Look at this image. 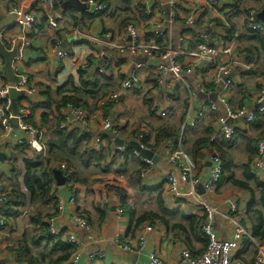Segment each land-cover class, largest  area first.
I'll return each instance as SVG.
<instances>
[{
    "label": "crops",
    "instance_id": "0c3cea01",
    "mask_svg": "<svg viewBox=\"0 0 264 264\" xmlns=\"http://www.w3.org/2000/svg\"><path fill=\"white\" fill-rule=\"evenodd\" d=\"M31 1L0 0L2 43L6 45L5 43L9 39L19 37L22 33L25 34L29 42V46L21 52L22 58L15 60L13 67H15L16 82L20 75L26 76L30 87H33L36 93L32 96L22 93L23 96L17 98L19 112L26 109L30 113L32 112L31 123L38 126L36 128L45 134V141L48 144L53 138L51 131L42 126V116L47 114L52 123L62 119L64 109H58L55 106L60 100L57 90L66 87L69 79H72L74 87L82 92L84 91V84H92L96 79L98 81L96 91L106 86L107 89H103V93L119 95L118 102L110 104L111 106H108L101 116V118L110 119L116 138L121 141L140 144V140L146 137L149 139L150 146L155 148L150 151L152 154L151 165H146L144 164L145 159L130 148L117 151L116 144L107 136L109 139H106L103 145L102 155L104 158L102 161L92 163L85 168L84 159L70 158L71 170L69 171L75 173V178L78 181H87L88 185L76 184L74 187L75 205L67 206L72 197L71 192L67 186L59 188L55 183V196L58 201L66 206V210L62 213H56L54 218L55 226L59 230L66 234L72 233L80 238H84V233L78 227L76 218H84L89 223L92 236L98 241V245L86 246L82 250V258L79 264H88V255L93 250H101L105 255L103 261L95 264H148L146 254L151 251L156 252L167 264H186L182 258L184 251L188 250L193 255L202 253L200 252L202 249L199 241H202L203 236L200 237L199 234L190 231L188 229L189 223L194 218L205 217L204 211L195 206L190 199H187L186 195L191 191L214 211L213 228L219 240L230 241L233 239L236 229L234 222L240 225L251 238L252 230L259 217L255 212L261 211L264 219V209L259 200L262 189H256L252 186L253 198L250 193L233 186L230 181L223 180L219 183V188L214 195H207L204 190L205 183L210 176V159L217 154V152L210 150L211 143H219L224 139L220 135L217 119L226 114L224 107L219 104L218 90L214 89L210 83L212 69L201 66L193 76L184 77L183 82L175 81L173 77H169L166 80L165 88L154 89L148 76L149 68L147 65L153 66L157 61L151 63L146 61L143 63H147L143 69L135 71L134 65L139 60L144 59H133L126 53L120 54L116 51L107 50V47L100 43L91 44L87 40L80 41L76 37L75 31L78 25L82 24L84 28L82 33L86 37L102 39L105 35L110 34L114 42H119L126 27L123 28L122 23L132 17V19H136L133 21H137L135 23L142 40L150 41V39L148 40L149 31L153 27H161L169 35L168 45L171 43L172 48L177 50H181V48L185 50L183 48L185 43H192L191 46H194L195 36L200 33L208 36L212 43L225 41V36H227L226 41H231L234 36H238L234 54L226 63L232 66L234 61H240L244 55L251 66H249L250 71L247 73H244V70L239 67L233 68L232 66L229 78L232 87L226 93V100L233 111L240 109L254 111V102L259 87L264 84V75L262 74L264 49L246 29L245 11L254 5V0H240L236 4L229 0L226 7L217 12L207 8L206 0H137L135 6L131 7L124 5L122 0H110V13L98 18H91V16H95L94 12L76 13L72 9L64 10L62 4L67 0H56L59 7L58 9L53 8L50 14L53 15L55 12L63 16L62 20H55L56 27L50 26L44 16V13L49 12L46 3H32ZM170 2L175 4L174 13L177 19L183 20L189 15H195L197 25L193 28L170 25L169 20L173 15L169 6ZM132 3L134 4V2ZM159 3L164 6L161 11L157 10ZM13 4L22 7L31 5V8L38 13L40 23L34 31L23 32L15 26L13 17L9 15V10ZM136 5L143 6L145 10L151 7L153 10L152 19L149 21L141 19ZM68 11L72 15L66 14ZM76 14L82 15L77 16ZM116 17L121 21L118 22ZM214 21L217 22V26L211 24ZM199 23L200 25H198ZM223 28L231 31V34L225 35ZM56 41L62 42L64 48L67 49L69 57L66 60L58 61L55 58L53 48ZM99 52H104L106 59L110 58L115 63L104 74L107 78L106 81L100 80L102 78L95 74L96 64L94 63L100 61V65L97 67L99 68L104 66L106 62L105 58H98ZM185 61L182 59V62ZM87 62L90 66L83 69V65ZM3 66L4 61L0 59V89L9 87L2 70ZM82 69L85 70V79L78 75V70L83 71ZM132 73L138 76L140 85L129 93H123L121 84ZM199 82L203 83L206 92H210L211 96L216 97L215 104L218 111L216 114L206 111L203 119L196 126H189L186 124L187 113L189 112L191 117H195L207 99L206 94L199 92H196L193 97L189 96L186 87L189 91H195V85ZM176 87H179L178 92L175 91ZM87 101L91 104L89 99ZM48 104L51 105L49 106L50 110H48ZM90 110H86L90 116V124L87 128L75 124L67 128L68 131H74L75 128H78L80 136L85 132L90 135H97L101 118L96 117V110L93 108ZM3 115L4 111L0 106V122L4 117ZM228 124L234 127L236 134L233 141L229 142L231 145L224 148V151L233 161L231 172L234 179L246 182L244 167L249 165V168L254 169L250 161L254 159L255 162L254 154L256 156L257 143L264 136V116L257 117L248 126L239 121ZM11 127L12 135L7 138L2 137L0 130V159L2 156L5 157V160L0 162V185L6 187L7 191L17 185L19 191L22 192L24 186L23 162L34 160L37 156L28 151L19 156L20 151L16 149L14 142L16 139H21L22 134L17 129V121L11 123ZM159 131L167 132L174 137L166 138L167 140L161 141L156 147L155 136ZM168 140L175 143L176 150H180L185 163L191 168L194 178L199 181V184L193 189L187 184L180 185L179 191L186 198H180L174 203L171 201L172 195L169 194L167 177L173 174L179 178L180 172L176 167L171 166L162 154V146ZM198 140H208L210 143H207L206 148L200 149L201 151L199 150L200 152L194 155L193 145ZM11 154L16 155L18 159L10 164L11 159L9 161V157ZM57 165L59 163L52 166L54 170H56ZM144 165L147 167L141 174L143 177L138 178L135 174ZM257 177L260 179L259 182L264 185V179L258 175ZM139 179H141L142 187L151 190L152 194L139 192ZM104 180L110 181V185L105 186ZM92 181H98V183L92 185ZM120 197L125 199L126 205L121 204ZM158 197L164 203L165 211L170 213L169 229L162 223H154V221L151 224H144L133 233H129L130 214H132L129 213V210L133 212L134 218H138L146 212H159ZM251 203V209L248 210ZM120 208L123 210V215L118 217L116 211ZM111 209H114V212ZM53 210L52 206L42 209L46 214H53ZM104 210H106L105 218L100 220V212ZM228 217L234 222L228 220ZM146 226H151L153 231L145 235L147 249L146 252L140 253L137 248V238L142 235ZM177 227H185L187 230L182 231ZM24 229H31L30 224H28V216L25 215L18 218L14 228L8 227L0 232V259H5L7 264H16L13 258L8 256V247L11 246V242L7 240H18ZM117 236L120 237V244L115 243ZM252 242L256 244L253 239ZM124 245L128 247V251L122 249L125 247ZM251 245L253 244L251 243ZM255 252L254 245L245 247L244 250L241 248L240 251L232 255V259L239 264H252L256 257Z\"/></svg>",
    "mask_w": 264,
    "mask_h": 264
},
{
    "label": "built area",
    "instance_id": "2783aa9c",
    "mask_svg": "<svg viewBox=\"0 0 264 264\" xmlns=\"http://www.w3.org/2000/svg\"><path fill=\"white\" fill-rule=\"evenodd\" d=\"M228 0H206L207 8L213 12L222 10L225 5H227ZM32 3L45 2L49 12L44 13L47 18L49 25L56 27V21L62 20L63 16L58 13L50 14V11L54 8L55 0H32ZM80 2L86 4L88 7H93L92 12L102 13L105 8L101 4L93 0H80ZM170 9L172 11V17L169 20V24L172 26H186L193 28L197 23V18L195 15H189L186 19L180 20L176 18L174 13L175 4L173 2L169 3ZM164 8L161 3L157 4V10L161 11ZM259 14V13H258ZM258 14L255 10H249L246 18V28L251 35H258L261 37L264 43V22L258 19ZM9 15L13 17V22L15 26L20 28L23 32L34 31L40 23V17L38 13L29 6H19L13 4L9 10ZM145 15L152 19L153 10L148 7L145 10ZM56 20V21H55ZM75 35L78 40H87L91 44L100 43L107 47V50L116 51L120 54H128L133 59H144L147 63L157 61L153 66H148L149 68V79L151 85L155 89L165 88L166 80L169 77H173L175 81H182L183 78L187 76H193L197 70L203 66L205 68L212 69V79L210 81L211 86L218 90V101L226 111L225 116L217 119V125L220 127V135L227 141L232 142L236 134V130L233 126L229 125V122H242L244 125L248 126L252 124L257 117L264 116V84L259 87L257 96L255 98V110L248 111L246 109H240L238 111H233L228 106L226 100V93L231 89L232 82L229 79L232 72V66L239 67L244 71L250 70V67L244 62L243 59L240 61H234L233 65L230 66L226 63L234 54L235 45L238 40V36H234L231 41L225 43H212L210 38L204 33L198 34L195 40V46L190 48L189 43H185L183 50H177L172 48V44L168 45L169 35L164 28L153 27L149 31V36L152 37L150 41L142 40L137 29L136 23L128 24L125 29L121 41H113L110 34L105 35L102 39H96L94 37L84 36L82 31L84 30L83 25L79 24L76 28ZM155 39L165 40L167 47L161 48L155 41ZM3 35L0 34V40L2 41ZM5 48L8 51L17 49L20 53L24 51L28 46L29 42L22 33L19 37H13L5 43ZM53 54L58 61L66 60L69 57L67 49L64 48L62 42L56 41ZM98 58H105L104 52H99L97 54ZM185 59V62H182ZM114 62L110 58L106 59L104 66L98 69L100 75L106 74L107 66H112ZM146 63V64H147ZM143 63H136L134 65V70L139 71L143 69ZM87 66L83 65V69ZM13 67V71H15ZM140 79L136 74H131L128 76L121 84V91L123 93H129L132 89L138 87L140 84ZM14 89L20 93H24L28 96H32L36 93L33 87H30L28 78L26 76L20 75L17 78V82L14 85ZM189 96L193 97L196 92L201 94H206L207 99L204 106L196 114L195 117H191L189 112L186 117V124L189 126H196L204 117V113L210 112L216 114L218 107L213 103L208 97L211 93L206 92L203 83L199 82L195 85V91H189ZM9 87H4L0 89V103L4 104V111L6 116L1 119L2 137H10L12 135L11 123L13 119L17 121V129L22 134L21 139H16V146L28 148V152L32 153L34 156H45L47 151L45 134L38 128H34L26 123V119L29 118L30 112L26 110H20L19 114L15 117L11 111V102L8 97ZM119 100L118 94H111L107 97L100 99L96 106V117L102 116L103 110L110 104L117 103ZM163 113V112H162ZM161 113V116H162ZM101 125L97 135H95L90 144L84 148L85 153L91 151L99 152L101 147L104 145L105 140L102 139L100 134L107 136V132L112 130L113 125L110 119L101 118ZM75 124H80L87 128L90 124V116L88 113L81 108H75L71 105H67L63 110L62 122L60 124V129H67ZM141 146V145H140ZM144 149L143 146H141ZM117 151L121 148L117 147ZM148 152L150 150L145 149ZM162 154L164 155L167 162L176 167L179 172V178L173 174L167 177V184L169 186V194L172 195L171 201L177 202L180 198L190 199L191 202L205 213V223L202 227V233L206 238L208 244L205 252L199 257H193L191 253L186 250L182 253V258L186 264H239L234 262L232 255L241 250V244L243 240L248 239L254 245L256 249V257L254 259V264H264V245H257L252 242L250 236L246 231L232 219L228 217V220L234 222L236 225L235 232L233 234V239L230 241L219 240L216 236L213 228V215L214 211L208 207L205 203L196 197L193 191L189 192L186 197L183 196L179 191L180 185L187 184L191 189L199 184V181L194 178L191 168L185 163L184 156L180 150H176L175 143L168 140L162 146ZM144 164L151 165V160H144ZM223 163L219 156H213L210 159V176L205 183L204 190L207 195H214L218 189L220 179L222 176ZM254 171L256 174L264 179V136L257 143V157L254 163ZM56 170L63 173L66 178V185L69 187V176L70 172L65 164H59L56 166ZM143 177V175H142ZM23 191L25 192L24 188ZM72 197L69 199L67 206L75 205V189L72 191ZM3 186L0 185V204L5 201ZM66 210V206L60 201L56 206L57 213H62ZM235 210V209H234ZM118 217L123 215V210L120 208L116 211ZM76 223L78 227L83 231L84 238H80L72 233H63L55 226V218L48 220L49 233L54 237L61 236L62 241L65 245L72 247L74 249V254L70 259L69 264H79L82 258V250L86 247H92L98 245V241L92 236L91 227L86 223V221L80 217L76 218ZM4 227L3 220H0V228ZM153 228L151 226H146L143 229L142 235L137 238V248L138 252H146V238L145 235L152 233ZM116 244H120V237L117 236L115 239ZM125 246V245H124ZM122 249L128 251V247H122ZM148 264H167L161 257L158 256L156 252H148L146 254ZM105 259L104 252L101 250H93L88 255V264H95Z\"/></svg>",
    "mask_w": 264,
    "mask_h": 264
},
{
    "label": "trees",
    "instance_id": "16d2710c",
    "mask_svg": "<svg viewBox=\"0 0 264 264\" xmlns=\"http://www.w3.org/2000/svg\"><path fill=\"white\" fill-rule=\"evenodd\" d=\"M102 6H104L105 10L102 13H95V16H91V18L94 17H102L104 15H107L110 13L111 10V1L110 0H93ZM137 0H122V3L128 7L135 6V2ZM229 1V0H228ZM227 1V4H228ZM234 4L238 3L240 0H232ZM134 2V4L132 3ZM254 5L249 7V9H246L245 14L247 18V13L249 10H255L256 13H260L262 10H264V0H254ZM141 5V4H140ZM136 5V9L138 10V14L141 19H145L149 21L150 19L145 15V9L142 6ZM231 5V4H229ZM58 3L55 0L54 2V9H58ZM226 5L224 6V8ZM232 8V6H230ZM142 8V9H141ZM66 14H71L70 11ZM85 14V13H84ZM131 15V12H130ZM132 19V17H129L125 20V22L122 23V27L124 28L130 23H135ZM137 22V21H136ZM216 21L212 22V25H216ZM197 25V24H196ZM200 25V23L198 24ZM217 26V25H216ZM225 31V35H230L231 31H227V29L223 28ZM247 29V28H246ZM227 31V33H226ZM198 36V35H197ZM194 39V42L196 40V37ZM148 40L152 39L151 36L148 35ZM254 39H256L257 43L259 45H262L264 49V43L261 37L258 35H253ZM227 40V36L225 38ZM223 40V39H222ZM220 41V42H227V41ZM154 41L161 47L166 48L167 44L165 40L162 39H155ZM218 42V43H220ZM216 44V43H215ZM192 45V43H190ZM195 46V45H194ZM190 46V48L194 47ZM244 62L251 66L250 62L246 60V58H243ZM92 65V62L90 63ZM96 64V73L99 78H102L100 80L106 81V77L104 75H100L98 73L97 68L100 65V61L95 62ZM87 69L90 65L87 62L86 63ZM108 71L109 68H111L109 65L106 67ZM83 70V69H82ZM244 71V73L249 72ZM264 75V70L262 72ZM78 75L84 78L85 70L81 71L78 70ZM105 78V79H104ZM85 79V78H84ZM124 81V80H123ZM98 84V81L95 79L92 84L86 83L83 85L82 92L78 91L77 88L74 87L72 79H69V81L66 84V87L60 88L57 90V95L60 97V100L57 101V104L55 105L56 108H65L67 105H71L75 108H81L86 110H90L93 108V110H96L97 103L100 101V99H103L108 96L109 93H103V89H107L106 86L101 87L97 91L95 90L96 86ZM95 90V91H94ZM179 87H176L175 91L178 92ZM174 92V91H173ZM89 99L91 101V104L87 101ZM4 104L0 103L1 108L4 111ZM50 104H48V110H50ZM111 106V105H108ZM107 106V107H108ZM106 107V108H107ZM105 108V109H106ZM104 109V110H105ZM103 110V113H104ZM150 110L152 108L150 107ZM91 111V110H90ZM4 117L6 116V113L4 111ZM49 116L47 114H44L42 116V126L46 129H49L51 131L52 140L46 144L47 145V151L45 156H38L34 160H25L23 162L24 166V179H23V188L24 191H19V188L17 185L11 188L10 191H7V188L3 186L5 201L0 204V220H3L4 227L0 228V232L4 231L8 227L14 228L16 221L21 216L25 215L28 216V224H30L31 229H24L21 233L18 240L10 241L11 246L8 247V256L12 257L16 264H69L71 257L74 254V249L72 247H69L65 245V243L62 241L61 234L60 237H54L50 235L49 233V224L48 220L51 218H54L56 216V206L58 204V199L56 198L54 185L55 180L53 177V172L55 171L52 167L55 164H65L68 170H71V161L70 158L75 159H84V167L86 168L92 163H98L103 160L104 156L102 155L103 147H101L99 152L91 151L89 153H85L84 148L88 146L92 140V138L95 135H90L89 133H84L83 135H79V129L75 128L74 131H68V129H60V124L62 122V119L60 121L56 120L54 123L49 121ZM32 119V112L30 113V116L28 119H26V123L28 125L34 126V128L38 127L31 123ZM1 126V124H0ZM40 128V127H39ZM42 129V128H41ZM113 129V128H112ZM1 134H2V128H0ZM102 139L106 140L109 139L106 135L100 134ZM143 137V136H142ZM141 137V138H142ZM156 137V144L157 147L158 144H160L161 141L165 140L166 138H173L174 136L167 133L159 131V133L155 136ZM166 139V140H167ZM207 143H210L208 140H198L194 142L193 145V154H197L202 149L207 147ZM140 145L144 147V149H148L150 151H153L155 148L150 146L149 139L146 137H143L140 140ZM228 145H231L229 142L225 141L224 139L219 143H211L210 150L217 152V156L220 157L223 163L222 168V176L220 179L221 181H230V183L239 188L240 190H244L252 197L254 198V190L253 187L256 189L261 188V199L260 203L264 209V185L259 182V178L257 177L256 172L254 169L244 167L245 168V176H246V182L237 181L234 179V175L231 172L232 169V159L227 155V153L224 151V148H226ZM16 149L19 152V156L23 155L26 151H28V148L26 146L19 147L16 146ZM201 149V150H200ZM200 150V151H199ZM121 151V150H120ZM256 152V151H255ZM254 152V153H255ZM214 155V156H215ZM254 157L256 159V156L254 154ZM253 157V158H254ZM11 159V162H16L18 157L16 155L11 154L9 157V161ZM194 159V158H193ZM251 164L254 166V159L250 161ZM249 163V164H250ZM252 166V167H253ZM147 166L144 165V167H141L135 175L140 178L142 177V173L144 172L145 168ZM70 168V169H69ZM70 172V171H69ZM69 176V187L67 186L68 190L72 193V191L75 189V185L80 183L83 185H88L87 181H78L75 178V173L70 172ZM140 183L138 185L139 192L141 193H147L152 194V191L149 189H145L141 185V179H139ZM98 183V181H92V185ZM253 186V187H252ZM219 188V186H218ZM121 204L124 206L125 199L121 198ZM253 202V201H252ZM157 204H158V211L156 213L153 212H146L143 213L140 217L134 218V214L131 210H129L130 214V223H129V233H133L136 230H139L144 224L146 223H162L165 227L169 229V216L170 213H167L165 211L164 203L161 202L159 197L157 198ZM52 206L54 208L53 214H46L42 211L43 208ZM252 203L248 207V210L251 209ZM27 209V212H26ZM24 211V212H23ZM158 213V214H157ZM259 217L257 219V222L252 230L251 238L256 242L258 245H264V219L262 217L261 211L255 212ZM106 215V210L100 212L99 219L104 220ZM81 218V217H80ZM84 219V218H82ZM85 220V219H84ZM86 221V220H85ZM86 223L89 225V223L86 221ZM205 223V217L201 216L199 218H194V220H191L188 226V229L196 234H199L200 237H202V241H199L202 252L199 255H193L191 252V255L193 257H199L201 256L206 248H207V240L204 237L202 233V227ZM90 226V225H89ZM182 231H186L187 229L185 227H177ZM253 246L251 245L250 241L248 239L243 240L241 244L242 250H244L245 247ZM244 247V248H243ZM256 255V252H255ZM255 257V256H254ZM254 264V260L253 263Z\"/></svg>",
    "mask_w": 264,
    "mask_h": 264
},
{
    "label": "water",
    "instance_id": "95a60500",
    "mask_svg": "<svg viewBox=\"0 0 264 264\" xmlns=\"http://www.w3.org/2000/svg\"><path fill=\"white\" fill-rule=\"evenodd\" d=\"M62 9H72L76 13H83L88 10H93V7H88L86 4L80 2V0H67L62 4ZM258 19L262 22H264V10H262L258 14ZM22 58L21 53L14 49L12 51L6 50L4 44L0 40V59L4 61L3 66V73L9 83V90H8V97L11 102V110L13 111V115L16 117L19 114L18 104L17 100L20 98V96H23L22 93L16 91L14 89V85L16 83V76L13 71V63L15 60ZM146 60H139L138 63H144ZM18 98V99H17ZM213 103H216V97L214 95L208 97ZM12 123H16V120L13 119ZM107 136L111 138L117 147L121 149H132L134 150L140 157H142L145 160H151L152 154L148 152L145 149H142L140 144L136 142H125L121 141L120 139L116 138V136L113 133V130H109L107 133ZM5 160V157L2 156L0 159V162ZM53 177L56 183L57 187H64L66 185V178L64 177L63 173L59 170H55L53 172ZM112 212H114V209H111ZM0 264H7V261L5 259H0Z\"/></svg>",
    "mask_w": 264,
    "mask_h": 264
},
{
    "label": "rangeland",
    "instance_id": "374dc122",
    "mask_svg": "<svg viewBox=\"0 0 264 264\" xmlns=\"http://www.w3.org/2000/svg\"><path fill=\"white\" fill-rule=\"evenodd\" d=\"M86 13H93L92 11H90V10H88V11H86ZM77 16H80V15H82V14H76ZM116 18H118V17H116ZM119 21H121L119 18H118V22ZM134 22H136V21H134ZM110 181H106V180H104V184H105V186H109L110 185Z\"/></svg>",
    "mask_w": 264,
    "mask_h": 264
}]
</instances>
